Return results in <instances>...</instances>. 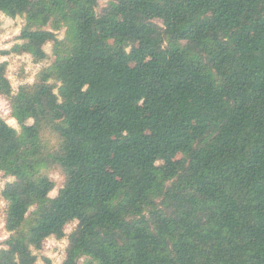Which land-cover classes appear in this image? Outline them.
Listing matches in <instances>:
<instances>
[{"label": "trees", "instance_id": "16d2710c", "mask_svg": "<svg viewBox=\"0 0 264 264\" xmlns=\"http://www.w3.org/2000/svg\"><path fill=\"white\" fill-rule=\"evenodd\" d=\"M99 7L0 0L25 20L12 51L54 57L16 93L0 63L20 126L0 117V264L49 236L62 264H264V0Z\"/></svg>", "mask_w": 264, "mask_h": 264}, {"label": "rangeland", "instance_id": "374dc122", "mask_svg": "<svg viewBox=\"0 0 264 264\" xmlns=\"http://www.w3.org/2000/svg\"><path fill=\"white\" fill-rule=\"evenodd\" d=\"M109 1L110 0H99V4H100V7H99V10H103L105 7L108 6L109 4ZM25 24V20H24V23H23V26ZM21 34V33H20ZM19 34V35H20ZM19 36L17 37H13L14 40H19L18 39ZM59 37L60 38H63L64 37V30L60 31L59 32ZM15 46V44L13 45V47ZM12 47V48H13ZM12 48L11 49H0V51H4V52H8L10 51L9 53H5V54H0V55H9L11 57V54L12 53H15V56H22L24 53H17V52H13L12 51ZM45 49L47 50V52L50 54V58L46 59L45 61L41 62V63H36L32 56L30 54H28V58L30 59L31 61V65H32V68L28 69L26 71V68L28 66V62H29V59H24V60H16V67L14 68L13 72H12V75L15 76L16 78V87L14 88V92L16 93L18 91V88L22 85V84H26V83H29V84H33L36 80V76L37 74L40 72L41 69L45 68L46 66H49L53 60H54V57L52 55V45L51 44H48L47 47H45ZM15 59V57H11L8 61V64L9 63H12V60ZM39 64L40 65V68L38 70L35 69V66ZM8 70V69H7ZM33 71H35V75L33 76ZM29 76H33V79L31 82H28L27 81V78ZM23 81V82H22ZM22 82V83H21ZM0 99H2L3 101H5V105H4V110H6L7 112V115H4L3 111H0V117L3 118V119H8V118H13L11 113H12V109H11V103L9 101V99L5 96H0ZM15 128H17L18 130H20V126L19 124L17 123L16 121V126H14ZM47 173L49 174V176L55 181L56 183V189H57V193L56 195L58 194V191L59 189L64 185V182H65V176L62 174V172L57 168V167H52L50 169H48ZM13 180V178L11 177H8L6 176L3 172L0 171V201H3V205L0 206V217H2L3 221H4V227L3 229H0V234L2 233H7V236L6 238L4 239H0V249L3 247L2 246V242L4 240H6L9 236V233L8 231L6 230V227H5V212H6V209H7V203L6 201L2 198L1 196V193L6 185L7 182ZM55 195V196H56ZM54 197V196H52ZM67 228H71L72 230L74 229L75 225H73V223L71 224H67L66 225ZM71 230V231H72ZM70 231V232H71ZM69 233V232H68ZM47 242V241H46ZM45 242V244H46ZM65 249H66V246L64 247L63 249V252H64V256H63V259L61 260V264L65 258ZM52 251V252H59L60 249L58 247V245H52L51 248H46L45 245H44V248L42 250V255L41 257L39 258V260L43 261V264H48L46 263V261L43 259V258H48L50 261H51V264H53V260H55V257L52 256L50 257L49 255H47L46 253L48 251Z\"/></svg>", "mask_w": 264, "mask_h": 264}, {"label": "clouds", "instance_id": "9594fccd", "mask_svg": "<svg viewBox=\"0 0 264 264\" xmlns=\"http://www.w3.org/2000/svg\"><path fill=\"white\" fill-rule=\"evenodd\" d=\"M23 23H24V17L21 13H17L15 16H12L10 14H8L5 10L0 9V49H11L13 47L14 44H21L23 43V40H14L13 37H17L19 36V34L22 31L23 28ZM45 47H47V45H45ZM11 57H15V59L12 60V63H9L7 65L8 71H7V78L8 80L11 82V86L13 88L16 87V78L14 75H12V72L14 70V68L16 67V60H24V59H29L28 58V53H24L22 56H15V53L11 54ZM9 55H0V63L4 62V61H8L11 58ZM32 68L31 65V61L29 59L28 62V66L26 68V71L28 69ZM40 68V65L37 64L35 66V69L38 70ZM35 75V71H33V76ZM33 76H29L27 78L28 82H31L33 79ZM23 82V81H22ZM21 82V83H22ZM55 91V90H54ZM5 101H3L2 99H0V111H3L4 115H7L6 110H4V105H5ZM9 126H16V120L15 118H8L5 121ZM31 122V120H29V123ZM159 163V161L157 162ZM57 193V189L53 188L50 192H49V196H55ZM3 205V201H0V206ZM78 220L73 219V225L77 224ZM4 227V221L2 219V217H0V229H3ZM72 229L71 228H65L64 231L65 232H70ZM7 233H2L0 234V239H4L6 238ZM46 244L45 247L46 248H51L52 245H58L60 251L59 252H52V251H48L46 254L49 255L50 257L54 256L55 260H53V264H61V260L63 259L64 256V252L63 249L67 244V238H62L60 240H56L54 236H49L46 238ZM77 252H79V249L77 250ZM35 254V252H34ZM88 255V254H85ZM73 259H75V254L73 256ZM81 260H84V257H81ZM36 264H43V261L37 259Z\"/></svg>", "mask_w": 264, "mask_h": 264}]
</instances>
